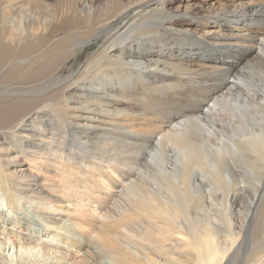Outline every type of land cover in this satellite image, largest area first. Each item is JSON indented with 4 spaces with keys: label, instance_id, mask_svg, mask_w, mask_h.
<instances>
[{
    "label": "bare ground",
    "instance_id": "1",
    "mask_svg": "<svg viewBox=\"0 0 264 264\" xmlns=\"http://www.w3.org/2000/svg\"><path fill=\"white\" fill-rule=\"evenodd\" d=\"M102 1L105 0H33L34 6L45 7L58 20L47 27L41 19L34 18L26 24L21 16L11 14L13 0L0 3V94L9 88L12 92V87L17 91L9 97L4 93L0 96V264H8L2 241L5 234L18 236L16 251L22 264H236L247 233L245 223L234 225L230 208L233 211L240 193L246 192L238 183L245 179L251 182V176L259 184L264 173V93L243 89L237 74L263 55L264 22L258 24L256 19L264 2L238 0L219 7L204 5L201 12L179 0L176 14H171L177 1ZM14 2L30 4V0ZM72 12L82 26L87 23L88 31L92 30L89 41L93 36L107 35L98 56L90 62V66L104 62V67L97 66L103 72L104 81L100 80L98 87L101 96L76 98L79 107H85L83 110L93 108L95 112L91 114L77 113L76 104L66 94L62 93L57 102L50 100L53 95L48 93L53 86L41 93L49 98L33 95L47 87L49 80L52 83L71 59L72 53H61V46L72 35L71 29L68 32V27L62 26L69 19L62 16ZM7 20L12 23L11 32L5 29ZM116 21L125 23L116 28ZM160 28L169 32L184 28L183 34H202L203 44L212 42L218 49L227 47L242 53L238 59L210 54L193 61V49L172 52L151 46L145 50L141 41L150 42L143 36L153 35ZM186 75L197 77H190L189 83L198 85L192 97L202 99L192 115L150 116L129 106L142 98L146 102L160 91L158 99L153 98L160 109L165 97H159L177 90ZM114 78L132 85L135 81L141 83L129 89H106L103 84ZM27 83L36 84L25 87ZM72 84L60 88L64 92ZM142 88L149 96L146 91H138ZM257 88L264 92L262 80ZM235 91L239 92L236 101L226 98V93ZM222 97L227 100L220 101ZM37 102L39 107L35 106ZM45 107L49 108L50 121L54 117L57 124L64 122L68 129L62 127L57 133H49V127L40 120ZM93 119L105 121L110 127L93 134L90 129L99 128ZM82 120L90 123L83 125ZM114 129H119L120 134L126 132L130 140L146 134H152L151 140L157 141L165 137L174 145L177 164L168 168L162 144L155 156H150L155 167L152 178L136 184L141 180V169L139 165V172L135 167H126L121 154L127 152L123 149L113 153ZM92 139L98 145H92ZM240 167L239 178L235 173ZM218 194H222L221 200H213ZM257 196L258 193L253 201ZM206 197L213 202L207 205ZM2 199L11 216L1 206ZM221 217L227 224L224 230L218 223ZM250 228L255 237L264 236L262 219H255ZM39 248V257L24 256ZM72 248L81 254L76 257ZM242 262L264 264V244Z\"/></svg>",
    "mask_w": 264,
    "mask_h": 264
},
{
    "label": "rangeland",
    "instance_id": "2",
    "mask_svg": "<svg viewBox=\"0 0 264 264\" xmlns=\"http://www.w3.org/2000/svg\"><path fill=\"white\" fill-rule=\"evenodd\" d=\"M2 1L3 0H0V3ZM32 1L33 0H30V4L28 6L27 4L25 5L24 2H19L18 4H16L14 2V0H13V2H12L13 3V8H11L12 6L9 8L8 5H7V8H9V10H10V11L9 10L8 11L11 12V14H13L15 16H21L23 18V21L26 24L28 22L32 21L34 18L41 19V22L43 23V25L45 27L51 26L54 23L58 22L57 19L54 20L55 18H53L52 14H49L46 11L45 7L43 8L42 6H38V7L34 6L35 4H34V2L32 4ZM106 1L107 0L102 1V2H106ZM120 1H122V0H120ZM125 1H135V0H123L122 2H125ZM174 1H177V2H174L175 4L172 7L173 9H170L171 14H176V10H175L176 9V5H179V3H178L179 0H174ZM181 1L183 2V4L190 3L193 8L195 7L194 8L195 10L198 9L196 11H199V9H201L202 6H204V5L207 6V5H212V4L214 5L215 4L216 7H219V6H224V5L228 4L230 1H238V0H181ZM241 1L248 2L250 0H241ZM257 1H260V2L263 1L264 2V0H262V1L261 0H257ZM21 4H23V5H21ZM40 7H42V10H40L41 9ZM21 8H24V9H21ZM38 8H40V9H38ZM263 8H264V6H262V8H260L261 14H260V16H257V19H256V23H258V24L261 23V21L264 22V9ZM262 9H263V11H262ZM25 10L27 11V13L25 12ZM201 12H202V9H201ZM131 14H134V12H132ZM73 15L76 16L77 14L72 12L71 14L67 13V14H64L62 16L64 19L65 18L69 19V21L71 22V23L70 22H65L64 24H62V26L63 27H68L67 31L71 29L70 31H72V35L68 39V41L66 42L67 44L61 46L64 49V51H62L61 53H68V51L71 52L72 53L71 57H70L71 59H69L68 62L66 63V65H64L60 69L59 75L55 79H52V83H51V80H49L50 82H47V84H46L47 87L44 86L41 90H39V92H38L39 96L37 95L36 92L33 93V95H35V96H37L39 98L40 97L47 98L48 96H52L53 95V97H50V98L48 97V98L50 100L53 99L54 102H57L56 100L59 101L60 98H62V93H63V95L66 94L67 96H69L71 98V101H73L72 103L76 104L77 113L81 114L80 112L86 111V112H89L91 114L92 112H95L93 110V108L90 106L91 108L90 107H88V108H90L91 110L88 109V108L83 110V108H85V107H83V106L79 107L80 104H78V100L76 98L81 99L80 97H83V96L86 97V96H90L91 95V98L94 99V98H96L95 96H98V97L101 96L99 94L100 92L98 91V87H99V83L104 81V80H102L103 72H100L97 69V66L100 67V68L104 67V62L102 60H100V61L96 62L93 66H90L91 65L90 62H91V60H94L98 56V52L97 51L101 48V45L104 43L105 38H107V35H97L95 37L93 36V39L91 41H89V39H87V38L90 37L89 35L91 34L92 30L88 31L87 23H85V25L82 26L83 23L79 22L78 18H76V17L74 18ZM221 15H224V14H221ZM214 17H216V16H214ZM214 17H211V18L213 19ZM222 18H224V17L222 16ZM200 21L201 20H199V22ZM6 23H7L6 28H5L6 31L7 32H11L12 28H13L11 21L7 20ZM124 23H125V21H119V22L116 21L115 22V25H116L115 27L117 28V27L123 25ZM59 28L61 29V27H59ZM114 30H113V32H114ZM85 31H87V33ZM183 31H184V28H182L180 30L173 31V32H169L167 30H163V28L162 29L160 28L159 31H157V33L154 32L153 35H149L147 37H146V35L143 36L144 39H147L145 41L150 42V43H146V42H144V40L141 41V42H142L143 45L146 46V47H144L145 50H149V48L151 46H152V48L155 47L154 49H156V50L164 48V49H168V51L171 50L172 52L174 50L178 52L182 48H184V50H186V51H190V50L193 49V52L196 53V54L193 55V58H195V59H193V61H198L199 57L197 58V56L201 55L202 56L201 58H203L204 56H206V55L208 56L210 54H213L214 56L216 54L217 55L224 54L225 56L229 57V59H238L240 57L241 53H242V52H239L238 50H234L232 48H227V47H223V48L218 49L219 47L218 48L213 47V45H217V44H214L212 42L209 43L210 45L203 44L202 41H203L204 38L201 36L202 34H197V33H194V32L193 33H189V34H183ZM69 34H71V32ZM131 35H132V33H131ZM150 36H152L151 37L152 39H148V37H150ZM91 38H92V36H91ZM129 38L133 39V38H135V36L129 37ZM80 46H82V47H80ZM225 49H229L230 52L225 53V51H224ZM55 52L57 54V51H55ZM262 56H263V58H262ZM262 56H261V58L254 59L251 62H249L250 64L248 63L247 66L243 69V71H241V73L237 74V77L240 78L239 81H240V84L243 87V89L246 90V88H250V89L254 90V92L257 93L258 95H260L261 93H264L262 91L263 88H257L258 86L261 85V80L264 82V51H263V55ZM16 63L17 62L15 61L14 64H16ZM82 73H85V74L82 75ZM190 77L193 78L192 80H196L197 79L196 76L194 77V76H187L186 75L185 78H184L185 82L180 83L179 86H178L179 88L177 90L174 89V90H172L173 92L172 91L170 92V94L162 95L163 97H161V96L159 97V99H162V98L165 97L164 99L166 100V101L163 100V103H162L163 105L162 104L160 105V109H157L158 106H159L158 102L156 104H155V102H153L154 99H158L157 96H159V94H160V91L154 92L155 90L153 91L154 92L153 96H151L150 99H146V102L144 100L145 98H142V99H140V101L139 100L134 101L129 106L131 107L132 110H135V111H137L140 114L145 111L148 115L150 114V116H153V115H156V114H159V113H165L164 115H171V116L178 115V116H181L182 118L185 117V116H188L190 114L192 115L191 112L193 111V108H195L202 99L199 98V97H192L193 91L194 90H195V92L198 91V85L194 84V83H189V81H191ZM218 77H220V76H215V78H218ZM221 78H223V77L221 76ZM218 79H220V78H218ZM100 80H102V81H100ZM117 80L118 79L114 78V80H111L113 83L111 81H107V82H105L103 84V86L106 87V89H107V87L112 89L111 86L112 87H114V86L115 87H122L123 86L125 89H129V87L134 86V85H138V84L141 83V81H135L134 84L132 85L131 83H128L127 81H123L124 82L123 83V82H119V80L118 81ZM23 81H27V80L23 79ZM53 81H55V82H53ZM71 82H73L72 86L70 88L66 89L63 92L62 89L66 88V86L69 83H71ZM35 84L36 83H27V85H25V87L26 86L28 87L29 85H35ZM251 84H255L256 86L255 85L251 86ZM18 85L23 87L20 84H18ZM14 86H17V85H14ZM52 86H53V88H52ZM148 87H149V85H148ZM44 88H45V90H49V89L52 88L50 93H48V96H46V94L44 96H41L42 95L41 93L44 92ZM9 89H7L6 91L3 92L6 95L1 93L0 96L4 95L5 97H9V96H11V94H14L13 92H17V91H15L13 89V87H12V92H10ZM179 89H180V91H179ZM187 90H189L190 94L191 93L192 94L190 95ZM52 91H54V92H52ZM138 91L139 92H145L146 91V94H147L146 97L149 96V93H147V90L145 88L139 89ZM108 93L111 94V92H109V91H108ZM238 93H239L238 91L231 92V93L228 92L225 95H226V98H229V99H235L236 98L235 99V101H236L237 98H238V95H239ZM156 94H158V95H156ZM234 94H236V95H234ZM105 95L106 94H104V96ZM242 96L243 97H247L246 94H244ZM226 98L222 97L220 99V101H225V100H227ZM148 100H150V104H147ZM257 100H258V98H257ZM35 104H36L35 106L39 107V103L38 102L35 103ZM44 104L46 105V103H44ZM82 105H84V104H82ZM111 106L112 105H110L109 107H111ZM48 107H45L42 110L41 114H40V120L45 122L46 126L49 127L48 132L51 133L50 131H52V133H57V131H60L62 127L65 128V129H68L67 125H65V124L63 125L64 122H58V124H57L56 123V119L54 117L50 121V112L48 111V109H49ZM148 107H150V108H148ZM155 110H156V112H155ZM114 112L115 111L113 110L111 113H114ZM100 113H102L101 115L105 114V112H100ZM185 113H187V115H185ZM221 114H223V113L221 112ZM109 115L110 114H108V116ZM197 115H200V114H197ZM168 117H170V116H168ZM72 120H75V119H72ZM76 121H79V120H76ZM82 121H83L82 122L83 125L90 123V122H86L85 120H82ZM84 122H86V123H84ZM93 123H95L96 125H99L98 127L100 128V129L99 128L98 129L97 128L90 129V132H93V134H94V132L95 133H97V132L99 133L104 128H109L110 127V125L107 122L100 121L99 119H93ZM49 124H50V126H49ZM53 127L56 128L54 131H53ZM31 128H32V125H31L30 129ZM101 128H103V129H101ZM78 129H81V128H78ZM1 130H4V131L8 132L7 129H1ZM111 131H113V133L111 135L112 139L115 140L112 143V147L114 149H116L115 150L116 152L113 150V153H117L121 149H123L125 152H127V154L125 153L126 155L125 154H121V156H124L123 158L125 159V160L122 159L123 162H125L128 165V166L126 165V167H128V169H129V167H133V168L135 167L134 169L137 170L138 172L141 169L140 172L142 173V175H141V173L139 174L140 175L139 178L141 180L139 179L140 181H135L136 184L142 183V182H147L148 180L150 181V179L152 178V174H154L153 173L154 172L153 168H155V167H154V164H153V162L151 160V157L155 156L156 150L158 148H160L162 144H163L165 160H166L168 168L169 169H173L175 167V165L177 164V152H176V150H174V145L171 144V143H168L164 136H163L164 137L163 140L157 141L156 139L151 140L150 137L152 136V134H146V135H144V137H143V135H139V136H135V137H137L136 139H138V141H137L136 139L135 140H133V139L130 140L131 138L128 139L127 138L128 135H126V132H124L123 130L122 131L124 132V134L123 133L120 134V130L119 129H114V130H111ZM115 131H117V132L115 133ZM114 137H116V138H114ZM101 138L102 137H98V139H101ZM145 138H146V140H145ZM127 140H128V142H127ZM142 140L143 141L145 140L144 141L145 143ZM131 142H134V144H132ZM141 142H142V144H144V147H142L143 145L141 144ZM79 143H82V142H79ZM92 143H93L92 145H94V144L98 145L96 139L95 140L92 139ZM129 143H131L132 146ZM138 143H140L141 145L138 144ZM136 145L138 147H136ZM125 146H127V147H125ZM126 148H128V149H126ZM145 149H147V150H145ZM150 152H151V155H150ZM129 153L131 155H129ZM133 153H135V155ZM144 153H147V154H144ZM143 154L145 156L146 155L147 156L145 157ZM34 158H36V156ZM36 159H38V157ZM136 165L137 166L139 165L138 166L139 170L137 169ZM145 165H147V166H145ZM119 166H121V165H119ZM121 167H123V166H121ZM147 167L149 168V171H148V169H146ZM241 167L238 168L237 172L235 173L238 177L242 173V168ZM123 168H125V167H123ZM141 177H143V178H141ZM233 178L235 179V176H233ZM198 179H200V177H198ZM249 180L251 182H249L247 179H245L244 182H239L238 183V185H243L244 186L246 192L240 193V195L238 196L239 197V200H238L239 204L236 205V206H233L234 210L232 211V209L230 208V211L234 212V221H233V219H231L232 222L234 223V225L238 226L240 224L243 225L245 223V229H246V233H247L245 235V239H244L245 242L243 241L244 243L241 244V249H240L239 253L237 254L236 264L243 263L242 262L243 260H245L252 253H254L260 247V245L264 244V243H262L264 241V239H263L264 236L261 235L262 238H257L253 234H251V231H252L251 229L252 228L249 229V226H252L253 222H255V219H256V221H260L261 219H262V221H264V173H263L262 182L259 183V184L257 183V181L252 180L251 176H250ZM256 184H258V187L255 186ZM256 193H258V196L255 198V201H253V198L255 197ZM221 196H222V194H218V195L214 196L213 200L214 199L215 200H219V199L221 200V198H222ZM205 201H207L206 202L207 205L210 204L211 202H213L210 197H206ZM1 206H5V208L3 207L5 209V212L9 211L5 201L3 199L1 200ZM10 213L11 212L9 211L8 212L9 216H11ZM230 216H231V214H230ZM222 218L223 217H221V219ZM220 221L221 222L218 221V223H220L221 226H223V225L225 226L226 225V227H227V224L224 221V218L222 220H220ZM246 221H248V222H246ZM224 226L222 227V229L224 228ZM15 227L16 226L13 225V228H15ZM222 233L226 234L225 231H222ZM15 239H16V241H15ZM17 240H18V236L14 235V234H10V235H6L5 234V238L2 240L3 244L5 246L6 258L8 259V264H22L21 263V259L22 258L20 256L19 252L16 251V247L19 246V243L17 242ZM54 241L56 242V240H54ZM37 250H38L37 252L34 251L32 253H30V252L24 253V256H29L31 259L37 258V257H39V255L42 254L41 253L42 250L40 248L37 249ZM71 252L74 253L76 255V257L81 254V252H79L77 250V248H74V249L72 248ZM240 257H241V259H240Z\"/></svg>",
    "mask_w": 264,
    "mask_h": 264
}]
</instances>
